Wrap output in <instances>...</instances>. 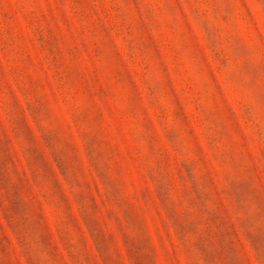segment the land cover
Instances as JSON below:
<instances>
[{
    "label": "rangeland",
    "instance_id": "rangeland-1",
    "mask_svg": "<svg viewBox=\"0 0 264 264\" xmlns=\"http://www.w3.org/2000/svg\"><path fill=\"white\" fill-rule=\"evenodd\" d=\"M0 264H264V0H0Z\"/></svg>",
    "mask_w": 264,
    "mask_h": 264
}]
</instances>
